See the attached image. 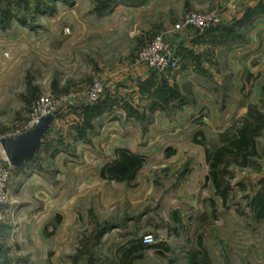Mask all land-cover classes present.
I'll return each mask as SVG.
<instances>
[{
	"label": "rangeland",
	"instance_id": "obj_1",
	"mask_svg": "<svg viewBox=\"0 0 264 264\" xmlns=\"http://www.w3.org/2000/svg\"><path fill=\"white\" fill-rule=\"evenodd\" d=\"M256 2L264 7V0H0V139L26 132L41 98L59 111L21 166H11L0 145V177L8 172L0 264H264V217L249 207L264 185V134L252 164L232 167L226 204L203 185L205 149L226 122L237 123L223 113L236 104L228 99L245 40L236 16ZM192 15L219 22L201 32L185 24ZM157 36L176 70L139 61ZM188 60L191 70L174 83ZM202 77L208 94L193 90ZM94 83L103 87L95 101ZM123 144L145 158L142 167L129 182L103 178ZM146 235L152 243L142 241L147 247L124 261L128 243Z\"/></svg>",
	"mask_w": 264,
	"mask_h": 264
},
{
	"label": "trees",
	"instance_id": "obj_2",
	"mask_svg": "<svg viewBox=\"0 0 264 264\" xmlns=\"http://www.w3.org/2000/svg\"><path fill=\"white\" fill-rule=\"evenodd\" d=\"M264 107V102H261ZM264 134V108L250 105L245 117L239 119L236 126L220 133L217 144L205 149L208 172L205 184L213 187L214 194L226 204L231 189L232 167L246 168L258 157L257 139ZM145 158L127 148H116L114 159L106 164L101 176L120 182H129L143 165ZM253 214L259 220L264 217V185L251 198L249 203ZM213 211H215L213 209ZM129 247L122 251L123 260L131 254L144 250L147 246L142 240L135 239L128 243Z\"/></svg>",
	"mask_w": 264,
	"mask_h": 264
},
{
	"label": "crops",
	"instance_id": "obj_3",
	"mask_svg": "<svg viewBox=\"0 0 264 264\" xmlns=\"http://www.w3.org/2000/svg\"><path fill=\"white\" fill-rule=\"evenodd\" d=\"M262 5L264 6V4ZM250 6L251 9L249 12L239 13V15L236 16L235 29L238 35H240V33H243V35L245 36V40L244 43H241L242 46L237 49L240 55L239 56L240 65L239 68L237 69L235 84L232 82V85L234 84L236 87L235 97L234 98L229 97L228 99L230 101L231 98V100L236 104L234 106L227 103L226 109L223 112L225 114V117L234 116L237 119V121L239 120V118H243L247 115L248 107L250 105H257L260 101L264 102V13L259 12V9L262 8L264 10V7H261V4H258L257 2ZM192 41L199 42L198 36L193 38ZM188 49L191 48H187L186 50ZM182 50L185 51L184 49ZM183 51H181L182 59L186 55L184 54L185 52ZM186 69L191 70V60L182 62L181 70L176 71L174 74L175 76L174 83H178L180 78H183ZM198 80H199L198 83H194V86L196 87H194L193 90L195 91L197 90V92L201 91L203 94H208L209 89L206 87L208 86L207 84L208 82L205 81H209V79H205L204 77H202L201 79ZM195 101H197V103L198 102L200 103L197 104V106L205 105L199 101V97H196ZM180 108L179 110H181ZM155 109H158V106L156 104L151 110L155 111ZM194 109L197 108L191 107V113L195 111ZM228 128H230V123L226 122V124L222 127L220 131L224 132ZM193 138H194V143H198L196 142V135ZM257 147H258V139H257ZM116 148H127L130 150V148L125 144L121 146H117ZM206 169H208V167ZM207 172L204 173L203 185H205V177L207 175ZM260 173L262 175L260 180L264 183V168L261 170Z\"/></svg>",
	"mask_w": 264,
	"mask_h": 264
},
{
	"label": "built area",
	"instance_id": "obj_4",
	"mask_svg": "<svg viewBox=\"0 0 264 264\" xmlns=\"http://www.w3.org/2000/svg\"><path fill=\"white\" fill-rule=\"evenodd\" d=\"M219 22V19L211 16H195L192 15L185 20V24L196 26V28L204 32L211 26ZM139 61L148 68L157 72H167L170 70H176L178 68V61L172 52L171 48L162 39L161 36H157L148 42L146 46L142 48L139 53ZM103 94V87L100 83H94L90 88L89 97L91 100H97ZM55 111L52 100L50 98H41L36 102V112L31 116L27 125V130L32 129L39 121L40 117ZM8 172L3 173L0 177V199L3 197V189L5 187L6 178ZM144 244H150L153 241L151 235L143 236Z\"/></svg>",
	"mask_w": 264,
	"mask_h": 264
},
{
	"label": "water",
	"instance_id": "obj_5",
	"mask_svg": "<svg viewBox=\"0 0 264 264\" xmlns=\"http://www.w3.org/2000/svg\"><path fill=\"white\" fill-rule=\"evenodd\" d=\"M58 112V110H55L40 117L38 123L32 129H29L24 133L15 137L0 139V145L11 166L19 167L26 160L34 156Z\"/></svg>",
	"mask_w": 264,
	"mask_h": 264
}]
</instances>
